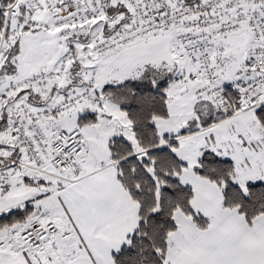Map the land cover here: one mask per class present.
Instances as JSON below:
<instances>
[{"label":"snow or ice","instance_id":"6c2138e0","mask_svg":"<svg viewBox=\"0 0 264 264\" xmlns=\"http://www.w3.org/2000/svg\"><path fill=\"white\" fill-rule=\"evenodd\" d=\"M0 264H264V0H0Z\"/></svg>","mask_w":264,"mask_h":264}]
</instances>
